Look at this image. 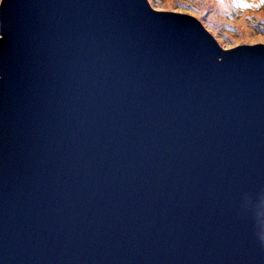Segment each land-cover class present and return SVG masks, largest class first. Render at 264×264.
Here are the masks:
<instances>
[{
	"label": "water",
	"instance_id": "water-1",
	"mask_svg": "<svg viewBox=\"0 0 264 264\" xmlns=\"http://www.w3.org/2000/svg\"><path fill=\"white\" fill-rule=\"evenodd\" d=\"M264 44L148 0L0 6V264H264Z\"/></svg>",
	"mask_w": 264,
	"mask_h": 264
},
{
	"label": "rangeland",
	"instance_id": "rangeland-1",
	"mask_svg": "<svg viewBox=\"0 0 264 264\" xmlns=\"http://www.w3.org/2000/svg\"><path fill=\"white\" fill-rule=\"evenodd\" d=\"M156 10L173 11L198 19L221 48L242 43L264 44V4L244 0L253 7H237L235 0H148ZM212 21V22H211Z\"/></svg>",
	"mask_w": 264,
	"mask_h": 264
},
{
	"label": "snow or ice",
	"instance_id": "snow-or-ice-1",
	"mask_svg": "<svg viewBox=\"0 0 264 264\" xmlns=\"http://www.w3.org/2000/svg\"><path fill=\"white\" fill-rule=\"evenodd\" d=\"M5 4V0H0V6ZM261 4H264V0H261ZM235 6L237 7H253L255 5L244 3V0H235ZM264 197V189L260 190L258 193L253 194L250 198L246 200L248 211L250 214L255 215L258 211L257 204Z\"/></svg>",
	"mask_w": 264,
	"mask_h": 264
},
{
	"label": "bare ground",
	"instance_id": "bare-ground-1",
	"mask_svg": "<svg viewBox=\"0 0 264 264\" xmlns=\"http://www.w3.org/2000/svg\"><path fill=\"white\" fill-rule=\"evenodd\" d=\"M168 2H171V0H168ZM212 22V21H211Z\"/></svg>",
	"mask_w": 264,
	"mask_h": 264
},
{
	"label": "trees",
	"instance_id": "trees-1",
	"mask_svg": "<svg viewBox=\"0 0 264 264\" xmlns=\"http://www.w3.org/2000/svg\"><path fill=\"white\" fill-rule=\"evenodd\" d=\"M258 2H260V3H261V1H258Z\"/></svg>",
	"mask_w": 264,
	"mask_h": 264
}]
</instances>
